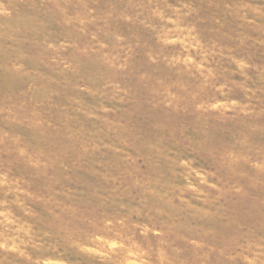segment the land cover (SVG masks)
Listing matches in <instances>:
<instances>
[{"label": "rangeland", "instance_id": "obj_1", "mask_svg": "<svg viewBox=\"0 0 264 264\" xmlns=\"http://www.w3.org/2000/svg\"><path fill=\"white\" fill-rule=\"evenodd\" d=\"M0 264H264V0H0Z\"/></svg>", "mask_w": 264, "mask_h": 264}]
</instances>
